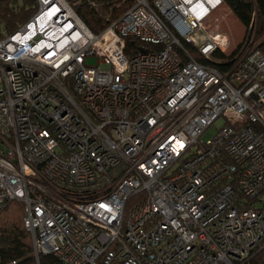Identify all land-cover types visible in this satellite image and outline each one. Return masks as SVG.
Wrapping results in <instances>:
<instances>
[{
  "label": "built area",
  "instance_id": "1",
  "mask_svg": "<svg viewBox=\"0 0 264 264\" xmlns=\"http://www.w3.org/2000/svg\"><path fill=\"white\" fill-rule=\"evenodd\" d=\"M34 1L0 38V212L21 201L65 264H242L264 242L261 38L234 15L233 43L227 0ZM107 2L93 32L79 11Z\"/></svg>",
  "mask_w": 264,
  "mask_h": 264
},
{
  "label": "trees",
  "instance_id": "2",
  "mask_svg": "<svg viewBox=\"0 0 264 264\" xmlns=\"http://www.w3.org/2000/svg\"><path fill=\"white\" fill-rule=\"evenodd\" d=\"M227 4L238 20L247 27L248 35L262 39L258 47L264 51V0H227ZM108 10L107 2L101 9L84 7L79 13L88 27L98 33L109 24ZM120 10L115 15L119 14ZM35 11L34 0H0V38L15 32ZM228 15L224 12L223 18L226 19ZM145 47L146 45L138 40L131 38L126 40V51L130 56L146 50ZM153 48L155 47H148V49ZM216 56L225 58L221 53H216ZM196 57L199 59L198 55ZM231 61L232 57L227 63L230 64ZM214 66L222 71L228 67L218 63ZM23 220L24 205L19 200H11L0 212V264H65L52 254L35 256L31 234L24 226ZM242 264H264V242Z\"/></svg>",
  "mask_w": 264,
  "mask_h": 264
},
{
  "label": "rangeland",
  "instance_id": "3",
  "mask_svg": "<svg viewBox=\"0 0 264 264\" xmlns=\"http://www.w3.org/2000/svg\"><path fill=\"white\" fill-rule=\"evenodd\" d=\"M223 26L225 28H227L228 30L230 29V34L232 36L233 39V43H239L242 39L243 36V25L238 21H236L234 13H229V15L227 16L226 19H223ZM262 40V39H261ZM260 40V41H261ZM258 43V41H257ZM98 58L97 57H88L86 59V64L88 65H96L98 64ZM216 129L214 126H212L211 128H209L203 135H202V139L203 140H207L212 138V136L215 134ZM2 148V146L0 145V149ZM133 202V200H131ZM131 204V203H130ZM14 208L11 210V212L13 213Z\"/></svg>",
  "mask_w": 264,
  "mask_h": 264
}]
</instances>
